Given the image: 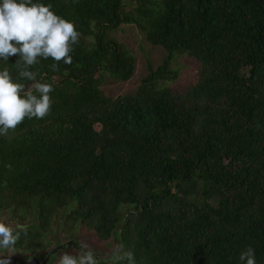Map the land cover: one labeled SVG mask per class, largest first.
Wrapping results in <instances>:
<instances>
[{
  "label": "trees",
  "instance_id": "16d2710c",
  "mask_svg": "<svg viewBox=\"0 0 264 264\" xmlns=\"http://www.w3.org/2000/svg\"><path fill=\"white\" fill-rule=\"evenodd\" d=\"M33 3L81 36L72 64L31 69L54 83L50 114L0 136V222L22 223L10 248L31 257L46 241L62 246L35 256L53 264L83 229L136 264H240L248 246L264 264V0ZM128 26L164 59L134 92L109 98L103 84L134 74L118 38ZM179 58L196 67L175 91ZM18 59H0L14 81ZM97 256L111 264V253Z\"/></svg>",
  "mask_w": 264,
  "mask_h": 264
},
{
  "label": "clouds",
  "instance_id": "9594fccd",
  "mask_svg": "<svg viewBox=\"0 0 264 264\" xmlns=\"http://www.w3.org/2000/svg\"><path fill=\"white\" fill-rule=\"evenodd\" d=\"M51 4L33 0H0V59L7 62L18 56L15 66L18 80L14 81L7 68L0 70V136L15 131L25 118H46L52 108L50 93L54 83L37 79L31 69L40 61L52 59L56 70L60 62L72 64L73 45L79 43L81 33L73 22L56 15ZM11 168V165H8ZM25 234H26V230ZM21 230L0 222V248H10L20 239ZM136 264L134 254L123 246L111 253V264ZM240 264H256L255 249L248 246L239 254ZM17 263V262H16ZM58 264H100L96 251L86 242H79L76 254L64 251Z\"/></svg>",
  "mask_w": 264,
  "mask_h": 264
},
{
  "label": "rangeland",
  "instance_id": "374dc122",
  "mask_svg": "<svg viewBox=\"0 0 264 264\" xmlns=\"http://www.w3.org/2000/svg\"><path fill=\"white\" fill-rule=\"evenodd\" d=\"M119 40L125 44L127 48H129L132 54L136 58L134 74L130 78V80L126 82H108L107 84H103L101 90L105 94L106 97L109 98H117L119 96H124L126 94L134 92L141 84V81L144 77H146L149 73L147 68L148 63L151 64L153 69H156L160 64H162L164 56L162 51L158 48H151L147 43L142 40V35L139 31L134 27H125L122 33H118ZM176 67L181 69V73L179 78L175 83H173V89L175 91H182L186 84L194 79V69L196 64L186 58H179L178 63L175 64ZM8 223L9 225L16 227L17 224L20 223L17 219L13 220L10 214L6 213L1 216V220ZM28 220V219H27ZM26 223L27 221H22ZM79 242L83 241L88 243L97 254H101L102 256H108V254L112 253L114 249L113 243L104 242L97 243L96 240L89 234H85L83 229H79ZM74 234L71 233L69 236ZM85 234V235H83ZM66 235V237L69 238ZM74 236V235H73ZM61 237V235H60ZM51 247L46 241L45 246L42 250H40L39 254H44ZM68 253L75 255L76 250L69 248L67 250ZM27 254H23L21 250L16 249H7L0 248V257L2 259H12V260H20L21 258L28 257ZM60 257V256H59ZM53 264H58V260H56Z\"/></svg>",
  "mask_w": 264,
  "mask_h": 264
},
{
  "label": "flooded vegetation",
  "instance_id": "af4514ba",
  "mask_svg": "<svg viewBox=\"0 0 264 264\" xmlns=\"http://www.w3.org/2000/svg\"><path fill=\"white\" fill-rule=\"evenodd\" d=\"M58 248H60V249H64L62 246L58 247V246H54V245H53V246H51V247L47 250V252L44 253V254H34V253H33L32 255H34V256L31 255V257H28V258H21L20 260H17L16 262H17V264L25 263V262H27L29 259H35V260L39 261V259L36 258L35 256H43V257H45V259L48 260V258H49V257H48L49 254H52L53 251H54L55 249L58 250ZM22 253L25 254V252H23V251H22ZM26 253H27V252H26ZM62 253H63V251H59L58 256H60ZM0 260H2V257H0ZM14 261H15V260H14ZM36 264H41V262H37Z\"/></svg>",
  "mask_w": 264,
  "mask_h": 264
},
{
  "label": "water",
  "instance_id": "95a60500",
  "mask_svg": "<svg viewBox=\"0 0 264 264\" xmlns=\"http://www.w3.org/2000/svg\"><path fill=\"white\" fill-rule=\"evenodd\" d=\"M57 251V249H55L53 251V253H55ZM27 256V255H26ZM45 261H47V259H45ZM44 261V262H45ZM37 262H40V261H37L35 259H29L27 262L25 263H20V264H36ZM43 262V264H44ZM0 264H17L16 261L12 260V259H2L0 260Z\"/></svg>",
  "mask_w": 264,
  "mask_h": 264
}]
</instances>
